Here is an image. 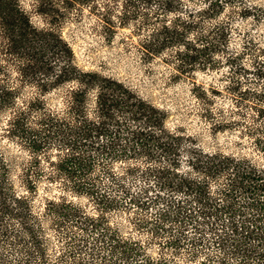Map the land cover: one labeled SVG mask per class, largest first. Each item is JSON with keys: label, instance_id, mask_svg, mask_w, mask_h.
<instances>
[{"label": "rangeland", "instance_id": "374dc122", "mask_svg": "<svg viewBox=\"0 0 264 264\" xmlns=\"http://www.w3.org/2000/svg\"><path fill=\"white\" fill-rule=\"evenodd\" d=\"M13 1L35 26L61 35L80 72L52 83L64 61L54 57L52 71L36 73L42 52L33 49L30 62L23 52L33 68L21 79L17 53L6 49L0 30V81L17 87L16 103L0 110V209L3 200L9 205L0 211V264H243L235 246L264 249V194L254 202L244 193L226 196L220 189L227 180L216 176L208 178L211 199L200 200L156 171L175 160L178 177L205 176L191 163L195 146L264 167V151L245 128L252 109L245 105L239 114L236 102L244 88L264 85V0H183L188 12L208 11L196 13L191 40L216 28L215 47L189 72L180 66L183 44L152 55L143 47L168 16L157 19L151 5L44 0L57 10L44 13L37 0ZM107 78L145 104L101 110ZM152 115L161 123L152 125ZM218 119L239 124L216 128ZM146 127L179 139L161 140L173 149L152 140L134 151L131 130Z\"/></svg>", "mask_w": 264, "mask_h": 264}, {"label": "trees", "instance_id": "16d2710c", "mask_svg": "<svg viewBox=\"0 0 264 264\" xmlns=\"http://www.w3.org/2000/svg\"><path fill=\"white\" fill-rule=\"evenodd\" d=\"M37 1L39 11L44 13H49L47 10L57 12L55 7L52 5L54 4L52 1ZM90 1L91 0H88V2ZM135 1H138V4L143 2L147 6L151 5L152 8L150 7V14L153 13L155 17H158L157 19H159V17L162 15H168L166 16V21L160 20L163 23L154 27V31L152 32L153 40L146 44V46H143L151 55L160 53L164 48L171 46L175 47L178 44H183L184 49L181 48L178 50L181 61L180 66L183 70L189 72L195 64L199 63L198 61L204 52H206L208 49H211L213 46L215 47L216 43L215 40L214 42L211 41V34L216 28H212V25V27L210 26L211 30H209V33L203 34L202 36L200 35L197 39L191 40L189 35L191 34L192 30L197 27V24L199 26V21L196 20V13H206L208 12L207 10H196L197 12L195 13L194 10L190 9L188 12L187 9H185L187 6L183 4V0ZM217 4L218 0H213L212 6ZM183 9L186 11L185 14ZM245 11L248 12V8ZM137 13H140L139 10H137L136 14ZM144 14L148 15L149 13ZM171 14H174L173 19H168L169 15L171 16ZM150 19L151 18L148 15V21H150ZM0 28L4 37L8 40L5 44L6 49L12 50L11 52L13 53H17L18 57L15 56V61L16 65H18L20 77H22L21 79L29 75V72H27L29 68H33V66L28 63L34 58V56L30 53V51L33 49H37L42 52V57L36 59L37 61H40L38 66H36V70H33L36 73L40 72L46 76L48 72L52 71L55 58H58L60 61H64L62 68L55 73V78H53L54 80H52V83L69 80L74 78L75 75L77 76V74L80 72H78L76 66H74L68 58L66 50L63 48L66 43L62 39L61 35L52 27L38 28L35 26L32 23L30 16H28L27 11L20 3L13 0H0ZM222 28L223 30L221 33L217 32L221 39L227 36L226 28L224 26H222ZM217 29L221 30L220 26H218ZM199 41H203V47H200L198 44ZM23 52L31 56L27 58L28 62L22 58ZM49 53H52L54 56H51ZM233 55L234 54H232L230 57H233ZM101 89L102 92L99 96L101 110L106 108L110 109L112 107L117 108L119 106H135L138 102L139 106H143L145 104L142 101V98L136 96L134 92L128 87H125L123 84H121V82H118L114 79L107 78L106 83L102 84ZM16 91L17 87L11 86L9 84H2L0 81V110L16 103V99H13ZM83 91L84 90L82 89V92ZM82 92H79L78 90L76 93L82 94ZM236 102L238 106L237 111L239 114H241L243 106L248 104L250 105L252 112L250 113L249 121L244 120V122L247 123L245 128H247V131L250 135H255L257 144L260 145L261 150L264 151V85L260 86V88H244L242 91H240V94H238ZM151 109L152 107H150V110ZM152 110L156 112L154 108ZM148 121L152 122V125H158L161 123L160 118L153 115L149 117ZM229 123L239 124V122L235 120L228 122L226 120L218 119L216 122H214L216 128H222L229 125ZM160 130L161 134L159 136L156 135V131L154 132L147 130V127L131 130L133 150L135 151L137 148L147 150L152 140L158 141V147H167L168 149H173L174 145L172 141H163L162 143L160 142L164 137L171 140H174L177 137L172 136L164 128H160ZM114 139H118L117 135H115ZM77 140L78 137L74 140V142H70V144L75 146ZM192 152L195 154V160H191L193 168H198L202 173H204L205 176H193L191 173L187 172L184 174V176L182 175L178 177L179 170H175L174 166L176 165V161L174 160L168 165L160 166V168L156 169L160 177L170 178L168 180V185L170 187L181 189L186 188L196 192L200 200H207L211 199L208 178L224 176L227 182L220 189L222 194L232 197L238 193H244L247 194L249 199L253 200V202L261 199V196L264 194V167L259 166V164H257L252 159L247 158L246 156H236L233 153H225L221 150L207 151L195 146ZM73 155L76 156L78 154ZM20 199L24 200L23 196H20ZM20 199L18 201H21ZM1 204L2 209H9V205L5 200H3ZM2 209H0V211H2ZM26 228L29 227L26 226ZM33 236L34 235H32V237ZM246 237H250V234L246 235ZM242 244L243 243H240V246H235V248H237V251H235L243 253L245 260H247L244 261L243 264H252L248 261V259H252L254 256H256L259 260H262V263L259 264H264V249L261 251L257 250V247H259L260 244L253 248H242ZM43 264H47V261H44Z\"/></svg>", "mask_w": 264, "mask_h": 264}]
</instances>
